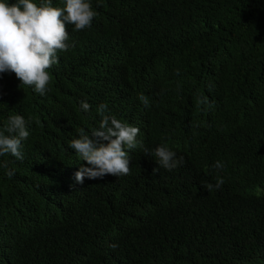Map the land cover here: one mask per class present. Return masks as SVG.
<instances>
[{"label": "trees", "instance_id": "16d2710c", "mask_svg": "<svg viewBox=\"0 0 264 264\" xmlns=\"http://www.w3.org/2000/svg\"><path fill=\"white\" fill-rule=\"evenodd\" d=\"M90 3L46 94L0 74V131L20 114L30 132L22 161L0 156V264H264V0ZM140 94L157 96L152 132L183 145V162L153 174L151 140L128 175L78 183L91 166L70 142L98 128L99 105L125 119Z\"/></svg>", "mask_w": 264, "mask_h": 264}, {"label": "clouds", "instance_id": "9594fccd", "mask_svg": "<svg viewBox=\"0 0 264 264\" xmlns=\"http://www.w3.org/2000/svg\"><path fill=\"white\" fill-rule=\"evenodd\" d=\"M128 10L135 14L131 22H123V26L131 25V29H135L141 16L133 7ZM95 16L90 0H64L63 7H54L52 0H41L39 5L34 0H15L14 3L0 0V74L14 73L22 86L33 87L40 95L46 94L51 81L48 69L58 63L57 53L74 47V44L67 43V26L74 25L76 31L85 30L91 27ZM80 106L85 112L91 107L86 101H81ZM98 110L102 114L98 128L90 134L81 130L79 138L69 144L76 155L91 166L80 167L75 176L78 183L83 184L85 177L96 180L107 175H128L129 157L151 140L158 144L150 151L154 152L159 164L153 174L160 168L171 171L183 162V157L176 154V151H187L183 145L158 138L152 132V124L159 121L157 96L151 106L143 94L127 100L125 119L106 114V104L99 105ZM29 135L25 118L20 114L10 115L3 131H0V156L10 153L22 161V142ZM144 151L149 154L147 148ZM223 166L220 161L213 165L217 169H223ZM14 174V170L6 171L8 177ZM222 183L218 179L215 187L220 188ZM206 187L210 191L213 186L208 184ZM258 191L264 198V189L259 188Z\"/></svg>", "mask_w": 264, "mask_h": 264}]
</instances>
